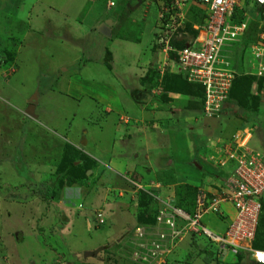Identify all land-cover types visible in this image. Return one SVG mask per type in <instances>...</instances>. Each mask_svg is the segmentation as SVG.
<instances>
[{"label": "rangeland", "instance_id": "1", "mask_svg": "<svg viewBox=\"0 0 264 264\" xmlns=\"http://www.w3.org/2000/svg\"><path fill=\"white\" fill-rule=\"evenodd\" d=\"M106 1L0 0V148L18 149L14 160L0 159V264H38L41 258V264H134L125 230L132 229L140 215L148 218L155 203L145 191H135L131 182L149 191L154 183L215 187L222 170L213 166L210 156L214 158L219 139L242 126L251 131L248 144L264 151V75L248 73L245 47L234 64L239 76L249 77L245 83L251 81L246 84L247 107L231 97L217 116L206 117L197 97L162 92L157 85L161 78L155 66L161 57L153 47L158 29L154 3L110 0L113 5L107 8ZM243 2L239 0L240 11L249 16L251 3ZM250 13L253 19L259 16L257 9ZM106 19L112 22L110 36L97 31V23ZM252 32L255 38L257 26ZM109 44L112 50L118 44L120 50L119 63L112 68L123 66L129 72V86L120 94L111 90L99 69L97 54ZM147 88L155 91L148 97L153 101L144 97ZM33 93L32 117L25 109ZM112 95L122 103L107 102ZM106 107L112 112L110 118H117L116 132L110 133V118L96 116ZM69 136L78 141L72 149L64 140ZM85 137L108 142L104 149L111 151L109 157L93 159L82 152L79 140ZM33 142L36 151L31 149ZM72 159L89 172L67 185ZM156 161L166 165L154 171ZM97 210L105 223L87 228L85 220L92 225ZM231 215L228 208L222 221L212 215L202 221L221 232ZM259 219L264 231V206ZM229 253L218 254L203 238L185 239L164 264H252L245 252Z\"/></svg>", "mask_w": 264, "mask_h": 264}, {"label": "built area", "instance_id": "2", "mask_svg": "<svg viewBox=\"0 0 264 264\" xmlns=\"http://www.w3.org/2000/svg\"><path fill=\"white\" fill-rule=\"evenodd\" d=\"M151 1L158 28L153 45L161 57L155 66L158 75L180 74L186 82L199 86L200 112L206 117L217 116L229 97L233 79L239 75L234 61L242 49L250 15L241 12V18L235 20L236 11L241 9L239 0ZM253 2L262 10L263 18L255 38L244 47L249 55L248 73L260 77L264 75V0ZM112 5V1H106L107 8ZM191 6L203 12L202 22L191 23L193 35L184 29ZM182 40L183 44L176 46ZM250 136L251 131L242 127L219 139L215 160L212 155L210 158L213 166L222 170V178L213 188H196L189 210L176 204L173 192H162L159 183L149 186L156 188L149 191L147 186L131 182L135 191H145L156 203L151 221L138 224L135 220L133 228L125 230L129 258L134 264H164L178 243L198 238L218 254L245 252L252 264H264V249L252 246L264 199V151L248 144ZM228 208L232 215L221 232L203 223L202 218L209 215L222 221ZM93 220L92 225L86 221L87 225L97 228L105 223L100 210L94 211Z\"/></svg>", "mask_w": 264, "mask_h": 264}, {"label": "trees", "instance_id": "3", "mask_svg": "<svg viewBox=\"0 0 264 264\" xmlns=\"http://www.w3.org/2000/svg\"><path fill=\"white\" fill-rule=\"evenodd\" d=\"M243 3L246 4V6L251 3V5L247 7L248 8L247 11L249 12V15L251 14L250 10L252 8H254V10L257 9L259 11V13H258L259 16H257V18H255V19H253L250 15V18L248 20V25H247V33L243 37L242 42H241L242 48L249 41H251V39H252L251 35L253 33L252 31L255 30L256 26H258L257 20L258 19L260 20L263 18L262 10L254 4L253 0H244ZM241 12L242 11H236L237 17L235 20L240 19ZM202 18H203V12L199 8H193L191 6L189 9V15L187 17V21L184 23V29L189 31V33L192 35L195 34V31L192 30L190 27L191 23L202 22L203 21ZM183 41H185V40L176 42L175 43L176 46L182 45ZM153 47H154V45H153ZM237 48H239V46H237L236 49ZM2 62H3V59L0 60V63H2ZM146 75L147 74H145L142 77V80H145ZM239 75H241V74H239ZM239 75L235 76V78L233 79L232 87H231L230 94H229V97L227 100H229L231 97H233L234 99L236 97L235 102L238 103L241 107L243 106V108H246L247 107L246 84L249 85V83H251V81L249 83L248 82L245 83V78H249V77L239 76ZM157 77H158V75H157ZM159 78H161V79L157 85L161 87L162 92L181 93V94L187 95L189 98L197 97L199 99V103H200V97H201L200 87L196 86L192 83L186 82L180 76V74L164 73ZM145 91H146V95L148 97L150 94H155V93L149 92V88H147V90H145ZM237 98L239 99V101L237 100ZM253 100L256 102L258 101L256 99V96L253 97ZM189 103H190V105L193 104L192 101H190ZM68 146H69V148L72 149L71 145H67V147ZM75 152H76V154H78L77 151H75ZM75 161H76L75 159H72L69 161L70 170H68V172L66 173V176H65L66 177L65 183L67 185H70L73 182H75V179H79V178L83 177V174L87 170V168L85 166H83L82 164H78V163L74 164ZM195 191H196V188L193 187L192 185H189L186 183L176 184L173 188V194H174L176 204L183 207L184 209H187V210L191 209ZM147 198H149V200H153L149 196H147ZM154 203H155V201H154ZM263 206H264V199L261 200V208H260L259 216H260L261 211H263ZM155 208H156V203L152 209V213L151 214L149 213V216H146L148 218H145L143 215H140L139 218H136V222L139 224V223H146V222L148 223L149 221H151V217H152L153 213L155 212ZM259 216H258V222H257V226L255 229V234H254L252 246L256 247V248L264 249V231H262V229H261V224H260L261 220L259 219ZM205 260L207 261V258H205Z\"/></svg>", "mask_w": 264, "mask_h": 264}, {"label": "crops", "instance_id": "4", "mask_svg": "<svg viewBox=\"0 0 264 264\" xmlns=\"http://www.w3.org/2000/svg\"><path fill=\"white\" fill-rule=\"evenodd\" d=\"M102 20V19H101ZM101 20H100V22L99 23H97L98 25L101 23ZM111 28V27H110ZM125 38L124 36H120V35H116L115 36V38ZM128 38V37H127ZM126 39V38H125ZM81 41V40H80ZM136 41H137V39H136ZM82 42V41H81ZM84 45V49L86 50V51H88V49H89V47H87V46H85V44H83ZM119 49V47H118V44H115L114 46H113V50H112V48L110 47V44L107 46H104V45H102L101 46V49L100 50H102L101 51V53H100V55L99 54H97V59H98V64H99V66H100V71L102 72V74L104 75V78H105V80L106 81H108L109 83L107 84L108 86H110L111 87V90L113 91V90H117V92H118V94H120V92L122 91V89L121 88H125L126 86H129L128 84H127V82L128 81H126L127 80V74L129 73V72H126L125 70V68L121 65V63H120V66H122V67H118V68H112V67H114V65L115 66H117V64L119 63V61H117V59H116V57H119L118 56V53H119V51L120 50H118ZM123 50V49H122ZM113 52H116V54L114 55V53ZM111 68H110V67ZM115 76H118L117 78L115 77ZM126 82V83H125ZM118 84V85H116V86H113L112 84ZM139 88H137V90H138ZM110 90V91H111ZM139 91V90H138ZM146 92H144V97L145 98H147L146 100H147V102H150V101H153L152 99L151 100H148V96L145 94ZM115 95V94H114ZM114 95H112L111 97H109L108 98V100H106L107 102H110V104L111 105H113V104H116V105H118V103H122V101L120 100V98L118 97H115ZM100 97H102V96H100ZM117 100H118V103H115V102H117ZM143 102H146V101H143ZM107 106H109V110H110V104H108V103H105ZM109 110H108V107H106L105 108V113H102V114H104V115H102L101 114V112H100V115H96L97 117H99V118H102V119H105V118H110V117H112V112H109ZM197 111V109H195V108H188L187 109V111ZM126 111V110H125ZM120 118H118L119 120L121 119V121H122V118H121V116H119ZM116 120H117V118H116ZM116 120H114V117L113 118H110L109 120H108V122H107V125H108V127L110 128V133L112 132V130L114 131V132H116V131H118L119 130V126L118 125H114V121H116ZM4 127L6 126V124H4L3 125ZM243 127V126H242ZM242 127H240V128H242ZM68 128H70V126H68ZM236 130V129H235ZM0 132H1V126H0ZM83 133V132H82ZM87 133V131H85L84 132V134H86ZM111 136V135H110ZM36 137H38V134L36 133V136H35V138ZM80 139V138H79ZM64 140H65V142L67 143V144H69V145H71L72 147L74 146H76V143L78 142H76V140H75V137H73V136H69V137H64ZM96 142H94V141ZM79 142H80V145L81 144H83V147H84V150L82 151V152H84L85 154H88L91 158H93V159H96V157L97 158H99V157H101L102 155H107L108 156V153H109V151L110 150H105L104 148H106V146L108 145V142H106V141H104L103 140V138H98V139H96V138H91V139H89V138H87V137H85V139L84 140H79ZM26 143V142H25ZM35 143H37V142H35ZM9 146H11L12 144H8ZM28 145H30L29 143H28ZM35 145L36 144H34V142H33V147L31 148L32 150L34 149V147H35ZM26 146V145H25ZM138 147V146H137ZM143 147V146H142ZM24 148V147H23ZM109 149H110V147H109ZM0 150H1V152L2 153H0V157H2V158H0V159H6V157H8L9 156V160L10 159H12V160H14V155L17 153V150H16V148H14L13 150L11 149V148H4L3 150H2V147L0 148ZM34 151H36L35 149H34ZM110 153H111V151H110ZM132 153V152H131ZM127 155H128V153H125L124 154V157H121V161L122 160H124V159H126V157H127ZM133 155H137L136 153H133ZM109 157V156H108ZM105 158H107V157H105ZM105 158L103 159V161H105ZM99 162H101L99 159H97ZM165 160V163H169L170 162V160H168V159H164ZM2 161V160H1ZM1 161H0V163H1ZM4 161V160H3ZM115 162H119V160L118 161H115ZM151 161H149V160H144L143 161V163H150ZM193 162L194 161H192L191 163V165L192 166H194L197 170H199V166L197 167L195 164H193ZM196 163V162H195ZM145 165H147V164H145ZM166 165V164H165ZM164 165V166H165ZM135 166H137V163L135 164ZM164 166H162L160 163H158V161H156L155 162V167H154V171H155V169H158V168H163ZM148 169H150V170H153V168L151 169V165H149V167H148ZM1 170H3V169H1ZM89 172V170H88V168H87V170L85 171V174H87ZM153 172V171H152ZM190 185V184H189ZM72 186V185H71ZM162 186V185H161ZM165 186H167V187H164V186H162V189H161V191L162 192H167V193H171V192H173V188H172V185L170 186V185H165ZM171 187V188H170ZM121 217V216H120ZM119 217V218H120ZM122 217H126V216H122ZM120 218V219H123V218ZM126 221V220H125ZM85 224H86V226H87V228H89L90 226H88L87 225V223H86V220H85ZM123 225H125V222L123 223ZM98 228V227H97ZM124 228V227H123ZM124 229H126V227L124 228ZM121 230H122V228H121ZM98 255V254H97ZM41 258V257H40ZM91 258H96V257H91ZM42 259V258H41ZM41 259H40V261H41ZM38 262V260H36V263H38V264H41V262Z\"/></svg>", "mask_w": 264, "mask_h": 264}, {"label": "water", "instance_id": "5", "mask_svg": "<svg viewBox=\"0 0 264 264\" xmlns=\"http://www.w3.org/2000/svg\"><path fill=\"white\" fill-rule=\"evenodd\" d=\"M111 20L106 19L104 21H102L98 26H97V31L104 35V36H110V26H111ZM35 94L33 93L29 99H28V106L25 109V113L29 114L30 116H34L33 114V104L35 103ZM193 164L196 165L195 162H193ZM197 166V165H196ZM198 167V166H197Z\"/></svg>", "mask_w": 264, "mask_h": 264}, {"label": "clouds", "instance_id": "6", "mask_svg": "<svg viewBox=\"0 0 264 264\" xmlns=\"http://www.w3.org/2000/svg\"><path fill=\"white\" fill-rule=\"evenodd\" d=\"M100 227V226H99Z\"/></svg>", "mask_w": 264, "mask_h": 264}]
</instances>
